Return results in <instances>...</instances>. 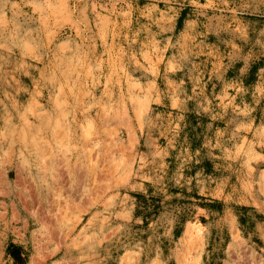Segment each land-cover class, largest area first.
Instances as JSON below:
<instances>
[{"label":"rangeland","instance_id":"1","mask_svg":"<svg viewBox=\"0 0 264 264\" xmlns=\"http://www.w3.org/2000/svg\"><path fill=\"white\" fill-rule=\"evenodd\" d=\"M0 264H264V0H0Z\"/></svg>","mask_w":264,"mask_h":264},{"label":"built area","instance_id":"2","mask_svg":"<svg viewBox=\"0 0 264 264\" xmlns=\"http://www.w3.org/2000/svg\"><path fill=\"white\" fill-rule=\"evenodd\" d=\"M94 1H98V0H71V2L73 4H82V3H86V2H94Z\"/></svg>","mask_w":264,"mask_h":264}]
</instances>
